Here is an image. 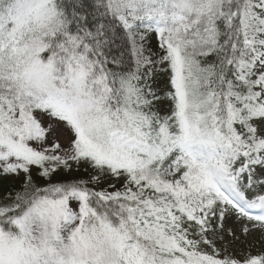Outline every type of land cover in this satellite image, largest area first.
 <instances>
[{"label": "snow or ice", "instance_id": "snow-or-ice-1", "mask_svg": "<svg viewBox=\"0 0 264 264\" xmlns=\"http://www.w3.org/2000/svg\"><path fill=\"white\" fill-rule=\"evenodd\" d=\"M0 264H264V0H0Z\"/></svg>", "mask_w": 264, "mask_h": 264}]
</instances>
